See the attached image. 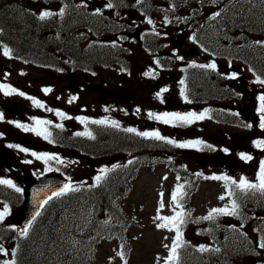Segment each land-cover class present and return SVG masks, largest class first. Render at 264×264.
Returning a JSON list of instances; mask_svg holds the SVG:
<instances>
[{"label": "rangeland", "instance_id": "obj_1", "mask_svg": "<svg viewBox=\"0 0 264 264\" xmlns=\"http://www.w3.org/2000/svg\"><path fill=\"white\" fill-rule=\"evenodd\" d=\"M225 1L227 0L220 1V4ZM39 8L44 9V6L40 5ZM218 8L219 5L208 3V5H200L199 12L207 11L215 14ZM51 9L54 10L56 7L52 4ZM165 18L169 20L168 15L165 13L152 14L144 19L141 25L143 28L154 25L157 32H168L167 36H163L160 40L162 43L160 51L155 54L148 50H141L137 44H131L130 48L135 47L133 49L134 53L128 56L126 66L98 67L93 71H88V73L85 71H64L61 68H55L53 71L50 69L41 70L10 60L3 54L0 47V79L14 81L13 83L20 87L24 96L40 101V104L44 107L47 103V109L61 110L67 115V122H71V127L76 128L79 133L85 132L86 122L96 120H108L111 123L115 121L116 125L123 130L134 128L136 132H154L153 125L156 120L151 122L148 115L155 107H160L157 113L170 110L181 114L195 112L199 115L204 113L203 119L193 120L191 123L181 121L170 123L176 128L164 132L162 136L176 141V144L178 142V144L186 143L184 139L180 140L182 135L186 138H193L194 141H202L201 144H195L191 150V147H177L174 155L179 162L192 168H198L197 172L206 173V176L199 177L196 180L195 186L198 191L194 196L195 214L206 215L213 208L226 206L231 208L227 183L222 179L217 180L207 177L246 176L247 180L258 181L257 175L260 162L264 160V145L257 147L254 142L264 141V129L260 126L253 128L239 126L238 124L220 123L209 114V109L205 108L203 110L200 103L188 104L185 96H183L184 102L179 100L175 93L180 92L184 84L180 82L178 72L174 69L169 71L162 62L172 61L176 67H179L183 65V61L197 62L199 58L198 62L204 60L208 64L214 63L216 67L213 70L219 72L225 71L223 67L241 64V66H245L239 72V78H243L249 67L237 59L227 57L231 56L228 54L237 53L245 58L249 53L248 51L253 48L256 50L261 49L262 46H259V44L252 46L246 44L245 34L237 26L236 29H239L238 37L232 35L231 38H228L226 36L227 38L222 39L218 44H214L216 53L208 55V50L213 48V36H211L208 43H205L204 39L206 46L202 47L197 40L193 39L195 32L193 33L186 28L172 30L170 22L165 23ZM148 19H151L153 24H148ZM247 35L251 37L254 34ZM95 39L97 38L91 37V40ZM225 40H229L228 44L225 43ZM201 57H204V59H201ZM153 69L157 70L159 74L155 77L150 74L142 81V73H148ZM225 72H229V69ZM45 87L55 90L57 93L56 98L43 96L40 99L37 94H40ZM165 88L168 90L163 92L162 89ZM258 94L259 96L264 94V87L258 81L241 88L239 86L234 87L232 93L234 100L244 99L245 97L249 99L248 103H243L238 107V115H242L240 119L245 124L251 123V118H255L256 125L260 123L258 109L251 110L250 108L253 105L257 106L254 103V98ZM12 103L0 99V108L10 110L13 106ZM235 103L240 104L236 101ZM212 105L222 106L228 104L211 102L209 106ZM38 114L41 117L44 112L39 111ZM233 115V113H230L226 120L238 122L231 117ZM155 116L154 119H156ZM61 118L63 119V117ZM39 130L41 135L47 134L43 131V127ZM36 139L28 134L18 133L12 139V146L25 149L24 152H34L37 156L51 155L57 157V159L48 161L37 159L39 164L54 162L72 167L74 178L71 186L90 182L99 173L98 167L100 165L108 164L124 156L120 154L108 158L88 157L79 152L68 150L67 147L52 145L50 148L44 142H41V144L36 142ZM202 145H207V147H201ZM241 153L252 157V159H241ZM74 160H76V163H74ZM28 169L33 170V167L29 166ZM31 173L30 171L28 175ZM132 178L134 180L133 188L126 196L124 205H126L129 214L134 219L131 230L135 235V239L133 241L132 259L126 264H165V260L169 255V249L165 248V245L171 247L175 231L157 228L156 225L161 221L154 218L158 214L173 216L176 212L181 211V207H178L176 202L172 201V193L175 191L177 178L174 173L164 166L143 169L135 173ZM161 194L163 195L161 196ZM221 196L225 198L221 200ZM161 201L164 204L163 208H160ZM16 214L17 211L14 206L12 215H7V217L9 216L11 219L12 227L19 229ZM192 229V227L188 228L190 231ZM13 232L15 231L13 230ZM17 233L20 234L21 231L18 230ZM0 245H3L8 252V255L0 254V264H3L4 261L9 260L11 249L7 247L2 234H0ZM118 253H120L118 243L115 240H107L98 254V263L120 264L121 256Z\"/></svg>", "mask_w": 264, "mask_h": 264}, {"label": "trees", "instance_id": "obj_2", "mask_svg": "<svg viewBox=\"0 0 264 264\" xmlns=\"http://www.w3.org/2000/svg\"><path fill=\"white\" fill-rule=\"evenodd\" d=\"M199 1L141 0L138 3L137 0H110L113 7L108 8L109 0H25L24 3L20 0H0V40L11 50L13 56L35 61L34 63L43 67H53L52 58L57 57L59 62L74 68V71L87 68L92 70L103 64L119 63L123 58L118 45L113 41H89L93 35L101 38L114 34L125 36L124 32L136 29L137 23L159 12L167 14L168 21H174L177 25L192 16H199ZM27 2L30 5L58 2L64 9V15L54 12L57 15L41 20L40 13L28 8ZM189 9L193 15L184 17L185 11ZM251 13V17H248L244 6L234 5L224 9L222 15L215 17V20L219 19L223 26H227L250 18L254 25H263L261 34L264 36V1L260 5L254 4ZM140 36L141 42H145L146 46H152L148 42L154 44L157 41L151 37L154 33L149 29H144ZM30 53L34 56V61L29 59ZM252 54L264 66V50ZM197 79L199 83L196 84L204 88L202 93L204 101H207L212 97L208 91H215L216 86L201 75L194 77V80ZM95 132L101 137L88 138V144L77 146L87 151L88 155L103 156L129 150L122 146L123 142L130 145L135 143L132 139L121 138L111 128L95 127ZM153 141L157 146L154 149L169 152L173 148V144L167 143V139ZM147 156L148 152H141L131 163L116 164L106 173L100 171L99 182L95 180L91 185L76 188L58 203L52 201L44 214L30 227L27 235L14 246L12 253L15 252V255L11 256V260L15 264H94L95 244L92 241L97 234L109 231L122 237V226L127 219L120 209V194L128 187L129 176L137 166L144 164ZM184 176L187 180L191 179L189 174ZM239 180L240 178L238 183ZM233 187V198L239 199L236 202L242 210L251 204L256 209L263 207L264 201H250L253 189L242 192L235 185ZM261 217L263 224L254 227L255 230L259 228L264 231V215ZM202 218L195 222L196 225L205 227V234L214 232L218 247L201 245L207 250L200 251V246L195 241L182 236L186 245L178 249L179 259L175 264H251L254 260H261L262 257L246 247L247 234L244 231L234 227L233 233L231 232L233 227L229 224L233 219L230 216L215 215L213 220ZM257 220L254 215H246L245 221H251L252 226ZM221 234H224L225 240L219 237Z\"/></svg>", "mask_w": 264, "mask_h": 264}, {"label": "snow or ice", "instance_id": "obj_3", "mask_svg": "<svg viewBox=\"0 0 264 264\" xmlns=\"http://www.w3.org/2000/svg\"><path fill=\"white\" fill-rule=\"evenodd\" d=\"M137 2L140 3L141 0H137ZM107 7L108 8H112L113 7V4L110 2V0H109V3L107 4ZM97 14H99V13H97ZM53 15H57V13H53L51 11H44V12H42L40 14L39 18L41 20H44L45 18L53 16ZM58 15H60V16L64 15V9L63 8L60 9ZM219 15H220L219 12L215 13V16H219ZM168 22L169 21L167 20V18H165V23H168ZM147 23L148 24H153V21L151 19H148ZM193 39H195V37H193ZM10 53H11V50L5 46L4 49H3V54L5 56H9ZM157 63H159V62L157 61ZM198 67H202V68L207 67V68L214 69L216 67V65L213 63V64H209V65H198ZM148 74L149 73H146V75H148ZM233 78H235V74H233ZM257 81L259 83H261V84H264V80H261L259 77H257ZM181 83L183 84V81H181ZM6 88L8 90L4 92L5 95H9L12 92L16 91V89L10 88V86L0 84V90L6 89ZM167 90H168L167 88L162 89L163 92H166ZM44 91L47 93V92H50L51 89L50 88H45ZM183 94H184V90L181 89V95H183ZM19 95L23 96L24 93L20 92ZM28 98L29 99H33L32 97H28ZM73 99H75V97H73ZM258 99L260 101V107H259L258 111L262 114L260 116V127L262 129H264V94L260 95L258 97ZM33 103L36 104L37 106H42L40 104V101H38V100L33 99ZM49 111H51V109H49ZM56 115L60 116V117H65V114L63 112H59V111L56 112ZM149 115L152 116L154 114L149 113ZM155 118L158 119V120H162L164 123H169V122H171L173 120L181 121V122H184V123H191L193 120L203 119L204 118V113H201V114L197 115L195 112H188V113H184V114H181V113H178V112H174V113L165 112V113H162L160 115H156ZM2 119H3V114L0 113V120H2ZM82 122H83V120H82ZM50 123H51V121H42V120H37L36 121L37 125L50 124ZM93 123L103 124V123H105V121L96 120V121H93ZM112 124H113V126H116V122L115 121H113ZM16 126L24 128L25 131H29V130L34 131V132H36L37 135L41 134L40 130H38L37 128L29 129L27 126H25L23 124H17ZM57 127H61V125H57ZM248 127H251V125H248ZM125 131H127V132H136V129L127 128V129H125ZM45 132H46V130H45ZM136 134L139 135V136H143V137H152V138H155L156 140H165L166 139L165 137L161 136L159 132H136ZM49 135H50V133H47L45 135V139H47ZM76 135H89V136H91V133H76ZM167 143L176 144V141L167 140ZM201 143H202V141L181 143V144H177V147H180V148L191 147V146H194L195 144H201ZM254 143L256 144L257 147L264 145V141H259L258 140V141H255ZM21 150L22 151H26L25 149H21ZM225 151H227V149H225ZM32 155L36 156L37 159H44L45 161L57 159V157H54V156H51V155L37 156V154L34 153V152L32 153ZM240 157H241V159H244V160L252 159V157L247 156L244 153H241ZM30 162L31 161H26V163H30ZM129 163H131V161H129ZM101 171L106 173L108 170L107 169H102ZM207 178L217 179V180L222 179V180H225V181H230L231 184L235 185L242 192H247L248 190H252V189H256V190H260V191L264 192V160H262L260 162V169H259V173L257 175V180L259 181V184L251 183V182H249L247 179H245L243 177L240 178L239 183H237L236 180H233L231 177H228V176H212V177H207ZM95 179H96L97 182H99L101 180V177L97 176ZM177 179H179V177ZM0 184H7V185H9L11 187H15L12 184V181H10V180H0ZM183 188H184V185H178L177 186L176 190L172 193V201L173 202H176L178 200L179 196L184 195ZM15 190L17 192L21 191L20 188H16ZM69 190H74V189H71V186L69 184H65L64 187L59 192H54L52 195L53 196H61L66 191H69ZM162 195L163 194H161V196ZM228 195L231 196V195H233V193L229 192ZM51 198L52 197L50 196L48 199L50 200ZM224 198H225L224 196L220 197L221 200H223ZM47 202L48 201L45 200L43 203L46 204ZM163 207H164V204H163V201H161L160 208H163ZM238 207H239V205L237 204L236 200H232L231 208H229L227 206L226 207H222V208H213V209L210 210L208 215L203 217L202 219H204V220H213L215 218V215H225V216L237 215L238 214L237 213ZM7 212H8V208H7V205H5L4 206V210L2 212H0V221H2L4 219V217L7 214ZM158 212H159V210H158ZM39 215H40V213L36 212L35 216H33V220H35L36 216H39ZM186 215L187 214L182 210L180 212H176L175 215H173V216H161V215L158 214L154 218L156 220L161 221V223H158L156 225L157 228H166L169 231H173V230L175 231V237L173 239V243H172L171 247L169 248L168 245H165V248L169 249V255L167 256V258L165 260V264H175V262L178 261V259H179L178 249L180 247L186 245V242H184L182 240V232H181V225H183L186 222L185 219H184V217ZM30 226H31V223H29V225H26L24 227V229L21 231V235H27L28 228ZM121 247H123V245H121ZM259 247L264 248V240H261V242L259 244ZM199 250L200 251H205L207 249H205L204 246H200ZM215 251H219V249H215ZM0 254L8 255V252H7L6 249H4L3 245H0ZM12 255L14 256L15 252H13ZM118 255H120L121 258H123L124 253L120 252V253H118ZM3 264H15V261L14 260L4 261ZM125 264H126V261H125Z\"/></svg>", "mask_w": 264, "mask_h": 264}, {"label": "flooded vegetation", "instance_id": "obj_4", "mask_svg": "<svg viewBox=\"0 0 264 264\" xmlns=\"http://www.w3.org/2000/svg\"><path fill=\"white\" fill-rule=\"evenodd\" d=\"M6 99L11 102V97L4 94V100ZM26 103V101L25 103L13 102L12 109L10 110L0 108V113L3 114V119L0 120V139H4L0 141V147L10 148L7 152H0V180H10L15 187H20L21 183L28 177L25 174L28 154L17 152L10 144L13 130H21L16 125L28 123L32 117ZM25 114L28 116L27 120L25 119ZM18 115L23 117L22 122H16L15 118H18ZM14 122L17 124H14ZM13 189L14 187L7 184H0V212L4 210L5 205H7L8 211L11 208ZM18 193L20 200H22V195H20V192Z\"/></svg>", "mask_w": 264, "mask_h": 264}, {"label": "water", "instance_id": "obj_5", "mask_svg": "<svg viewBox=\"0 0 264 264\" xmlns=\"http://www.w3.org/2000/svg\"><path fill=\"white\" fill-rule=\"evenodd\" d=\"M65 179L58 173L46 172L39 179L29 181L25 190L27 193L25 210L22 215L23 224L28 225L32 222L36 212L44 206V201L53 197L54 192H59L63 188Z\"/></svg>", "mask_w": 264, "mask_h": 264}]
</instances>
